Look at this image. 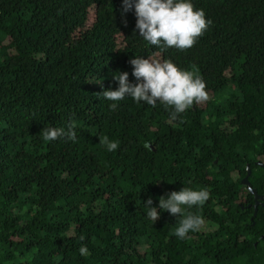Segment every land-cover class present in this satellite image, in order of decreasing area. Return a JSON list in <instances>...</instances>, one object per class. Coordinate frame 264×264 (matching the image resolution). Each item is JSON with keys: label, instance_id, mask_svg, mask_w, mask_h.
<instances>
[{"label": "trees", "instance_id": "1", "mask_svg": "<svg viewBox=\"0 0 264 264\" xmlns=\"http://www.w3.org/2000/svg\"><path fill=\"white\" fill-rule=\"evenodd\" d=\"M192 3L212 24L179 51L144 41L122 0H0V264H264V206L241 183L248 165L264 196V0ZM136 56L192 71L209 99L175 120L131 97L111 111L100 94L136 82ZM70 124L75 142L40 136ZM183 187L210 199L181 240L158 205Z\"/></svg>", "mask_w": 264, "mask_h": 264}, {"label": "clouds", "instance_id": "2", "mask_svg": "<svg viewBox=\"0 0 264 264\" xmlns=\"http://www.w3.org/2000/svg\"><path fill=\"white\" fill-rule=\"evenodd\" d=\"M133 9L139 36L149 45L162 50L174 47L184 51L192 48L212 24L211 20H206L202 9H195L192 0H122V16ZM129 63L136 82H129L128 72H118L113 75V79L118 81L116 90L108 89L100 94L104 100L111 102V111H115L118 102L125 97H131L136 103L144 102L153 108L157 103L164 105L169 110L170 118L175 120L194 103L209 99L202 77L192 71L179 69L170 59L136 56ZM40 136L45 142L64 137L73 142L77 139L74 124H70L67 129L44 127ZM100 143L109 152L119 147V143L108 136H103ZM209 199L210 192L207 189L183 187L166 197L161 196L158 207L177 217L174 235L182 240L187 238L188 233L198 231L204 225L201 216L191 212L185 215L186 208L202 207ZM152 203L149 198L144 205L147 217L155 222L160 213L157 207H152ZM79 252L87 255L88 249L82 245Z\"/></svg>", "mask_w": 264, "mask_h": 264}, {"label": "water", "instance_id": "3", "mask_svg": "<svg viewBox=\"0 0 264 264\" xmlns=\"http://www.w3.org/2000/svg\"><path fill=\"white\" fill-rule=\"evenodd\" d=\"M250 175V170H249V167L247 165V175L246 177L243 178L242 180V185H245L247 187V190L249 191V193H251L254 197V210L256 211L257 209V205H262L264 206V196H261V195H258L256 193V190L253 189L250 185V183L248 182V176ZM255 215V213H254Z\"/></svg>", "mask_w": 264, "mask_h": 264}]
</instances>
